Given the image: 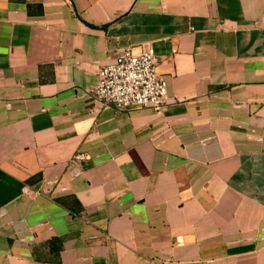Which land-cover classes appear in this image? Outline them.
I'll return each mask as SVG.
<instances>
[{
    "label": "crops",
    "instance_id": "1",
    "mask_svg": "<svg viewBox=\"0 0 264 264\" xmlns=\"http://www.w3.org/2000/svg\"><path fill=\"white\" fill-rule=\"evenodd\" d=\"M124 47L160 112L94 97ZM0 264H264V0H0Z\"/></svg>",
    "mask_w": 264,
    "mask_h": 264
},
{
    "label": "built area",
    "instance_id": "2",
    "mask_svg": "<svg viewBox=\"0 0 264 264\" xmlns=\"http://www.w3.org/2000/svg\"><path fill=\"white\" fill-rule=\"evenodd\" d=\"M156 62L157 57L151 47L139 53L120 48L112 63L98 69L92 91L94 97L118 110L147 107L160 112L167 99V89L164 78L156 70ZM85 158L83 153L74 155L77 160ZM28 191L25 186L23 192Z\"/></svg>",
    "mask_w": 264,
    "mask_h": 264
},
{
    "label": "trees",
    "instance_id": "3",
    "mask_svg": "<svg viewBox=\"0 0 264 264\" xmlns=\"http://www.w3.org/2000/svg\"><path fill=\"white\" fill-rule=\"evenodd\" d=\"M64 238H66V236L52 238L47 242V245H49L52 250L56 249L58 252L61 248L62 241L64 240Z\"/></svg>",
    "mask_w": 264,
    "mask_h": 264
}]
</instances>
